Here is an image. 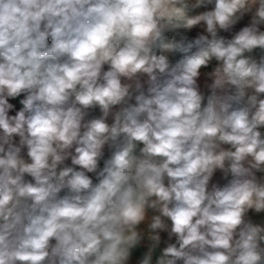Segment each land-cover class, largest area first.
Here are the masks:
<instances>
[{"label": "clouds", "instance_id": "clouds-1", "mask_svg": "<svg viewBox=\"0 0 264 264\" xmlns=\"http://www.w3.org/2000/svg\"><path fill=\"white\" fill-rule=\"evenodd\" d=\"M0 264H264V0H0Z\"/></svg>", "mask_w": 264, "mask_h": 264}]
</instances>
